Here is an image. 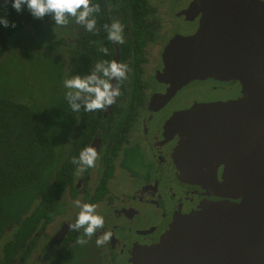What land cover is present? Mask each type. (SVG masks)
<instances>
[{
	"label": "flooded vegetation",
	"instance_id": "flooded-vegetation-1",
	"mask_svg": "<svg viewBox=\"0 0 264 264\" xmlns=\"http://www.w3.org/2000/svg\"><path fill=\"white\" fill-rule=\"evenodd\" d=\"M193 1L90 0V7L98 3L101 9L88 17L97 21L95 32L86 31L72 17L67 26H57L50 15L39 28L25 27L20 32L28 38L42 37L54 62H59L62 84L76 75H91L100 61L115 60L130 70L126 80L110 81L113 87L119 85L121 95L106 111L87 112L88 117L80 118L78 110L68 118L65 181L54 184L60 187L59 195L43 199L40 221L28 235L13 238L19 225L6 228L0 264H129L132 252L156 244L176 217L207 203L238 202L215 198L205 183L178 179V169L189 168L184 156L189 153L204 158L194 169L215 172L218 181L223 166L216 158L221 161L237 147L230 136L246 130L250 115L238 81L220 76L179 79L166 70L164 53L172 40L189 37L198 28L200 14H187ZM3 3L0 0V6ZM115 21L124 26L123 44L107 39L104 26ZM5 35L0 25V58L12 42ZM102 47L107 55L100 51ZM62 89L66 94L63 85ZM205 95L211 96L202 99ZM82 96L75 103L84 107ZM190 129L199 138L189 144L185 133ZM77 143L81 150L96 149L95 167L79 162L81 151L74 153ZM177 149L179 155H174ZM74 157L77 163H72ZM77 200L81 205H97L96 214L104 218L103 228L91 238L84 236L82 228H70L80 211ZM105 232L111 233L109 241L97 246L96 239ZM79 238L86 243H77Z\"/></svg>",
	"mask_w": 264,
	"mask_h": 264
},
{
	"label": "water",
	"instance_id": "water-1",
	"mask_svg": "<svg viewBox=\"0 0 264 264\" xmlns=\"http://www.w3.org/2000/svg\"><path fill=\"white\" fill-rule=\"evenodd\" d=\"M198 13L196 32L166 48V70L179 79L238 81L250 115L246 130L230 136L237 147L221 161L215 156L223 166L218 181L215 172L194 169L204 158L189 153L178 179L238 202L207 203L176 217L156 244L134 250L129 264H264V1L194 0L187 14ZM198 138L196 130L185 133L189 144Z\"/></svg>",
	"mask_w": 264,
	"mask_h": 264
},
{
	"label": "trees",
	"instance_id": "trees-1",
	"mask_svg": "<svg viewBox=\"0 0 264 264\" xmlns=\"http://www.w3.org/2000/svg\"><path fill=\"white\" fill-rule=\"evenodd\" d=\"M11 3L12 0H8L7 5L3 6V3L0 8V17L9 22L7 28L2 25L5 37L11 40L23 28H39L41 22L48 19V15L42 19L33 18L26 8L17 13ZM12 23H15V28L11 27ZM86 95L82 96V105ZM54 110L49 107L32 111L27 105L0 98V243L11 224L19 225L13 230V238L28 235L35 223L40 221L38 208L43 199L48 201L50 195H59L60 187L54 184L65 181L67 147L63 146V141L59 142L53 131L56 122ZM78 112L80 118L88 117L81 105ZM78 133L75 134L77 142ZM56 143L60 146L58 155L53 150ZM78 150L82 151L79 143L74 153ZM31 194L33 198L28 201ZM12 200L15 201L13 215L9 214ZM32 202L35 206H31Z\"/></svg>",
	"mask_w": 264,
	"mask_h": 264
},
{
	"label": "clouds",
	"instance_id": "clouds-1",
	"mask_svg": "<svg viewBox=\"0 0 264 264\" xmlns=\"http://www.w3.org/2000/svg\"><path fill=\"white\" fill-rule=\"evenodd\" d=\"M8 0H4L6 6ZM90 0H12L11 7L20 13L25 8L33 18L42 19L46 15H50L55 21V24L60 27H65L69 24L68 17L74 18V22L84 27L88 32L96 31V19H88L92 13L100 12V5L97 3L92 7ZM2 7V6H0ZM0 25L5 28L9 27V22L6 18L0 17ZM15 23L11 27L15 28ZM107 31V39L115 44H123V29L124 26L115 21L110 25H105ZM101 52L108 54L106 48H101ZM130 69L127 64L112 61H100L95 65L92 74L81 78L76 75L64 81V87L68 90L65 96L68 98L69 106L72 112H77L80 108L75 101L84 96V112L106 111L107 106H112L116 102V98L121 95L119 85L113 87L110 81L115 78L116 81H123L127 79V73ZM97 73H102L98 76ZM98 159V153L93 147H85L79 154V162L86 168L95 167V162ZM72 163H77V158L72 159ZM81 169H77L79 173ZM76 207L80 209L75 223L70 224L72 231L77 228L83 229L84 236L91 238L97 229L104 226V218L96 214L97 205L91 203H84L81 205L79 200L75 201ZM111 237L110 232H105L102 236L96 239L97 246L103 245L109 241ZM77 243L84 244L86 241L79 238Z\"/></svg>",
	"mask_w": 264,
	"mask_h": 264
},
{
	"label": "rangeland",
	"instance_id": "rangeland-1",
	"mask_svg": "<svg viewBox=\"0 0 264 264\" xmlns=\"http://www.w3.org/2000/svg\"><path fill=\"white\" fill-rule=\"evenodd\" d=\"M42 37L26 33L19 34L9 45L8 52L0 59V98L27 105L32 111L49 107L56 110V122L53 131L58 140L67 146V121L74 113L66 106L65 92L62 89L64 77L59 62H54L49 48L45 47ZM205 87H202L204 89ZM211 95L201 96L202 99ZM54 110V111H55ZM64 137V139H62ZM62 146V147H63ZM59 143L54 146V153L59 154ZM31 194L28 201L32 199ZM15 201H11L13 215ZM15 211V210H14Z\"/></svg>",
	"mask_w": 264,
	"mask_h": 264
}]
</instances>
